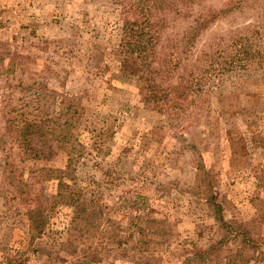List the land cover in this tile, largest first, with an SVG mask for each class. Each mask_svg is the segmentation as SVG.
<instances>
[{
	"label": "rangeland",
	"instance_id": "1",
	"mask_svg": "<svg viewBox=\"0 0 264 264\" xmlns=\"http://www.w3.org/2000/svg\"><path fill=\"white\" fill-rule=\"evenodd\" d=\"M230 2L199 0L188 16L170 14L157 34L156 60H166L170 72L156 82L184 78L199 91L179 109L146 104L149 75L127 72L120 42L125 20L136 15L120 0H0V264H85L83 252L97 242L74 241L73 207L49 211L39 237L28 229L35 195L56 196L47 170L67 164V182L99 199L116 225L140 213L171 224L172 240L151 249L160 259L154 264H184L192 248L223 235L211 202L228 222L253 228L247 254L264 252V26L256 24L262 53L250 59L233 46L255 20L252 10L233 9L190 32L201 13ZM183 36L187 51L178 44ZM69 103L76 114L64 128ZM53 116L60 117L47 136L53 155L23 154L14 138L19 121ZM239 241L229 239L222 253ZM140 259L114 249L93 264ZM248 264H264V257Z\"/></svg>",
	"mask_w": 264,
	"mask_h": 264
},
{
	"label": "trees",
	"instance_id": "2",
	"mask_svg": "<svg viewBox=\"0 0 264 264\" xmlns=\"http://www.w3.org/2000/svg\"><path fill=\"white\" fill-rule=\"evenodd\" d=\"M123 2V10H131L136 15V20H125L123 26V38L121 39L122 48L120 53L127 72L144 77L146 86L144 99L145 103L151 107L163 103L173 104L179 109H185L190 106L199 97L197 87L188 84L186 79L178 78L176 84H159L154 79L156 76L168 74L170 69L167 61L156 60L157 54L153 49L155 40L158 39L159 31L168 24V16H188L187 11L198 3L199 0H120ZM248 5L247 8L244 7ZM190 7V8H189ZM233 9L245 11L252 10L251 17H256L252 23H249L244 36L239 40V46H233L234 53L239 58H255L261 50V36L259 27L256 24L264 26V0H232L222 8L212 9L207 13L200 14L194 23L190 32L199 30L207 21H213L221 15H224ZM126 13V11H125ZM149 34H152L150 36ZM263 34V33H262ZM191 37L192 34H189ZM187 36L178 40L180 48L187 51ZM215 65L214 63H210ZM173 64V67H176ZM217 66V65H216ZM126 71V70H125ZM164 73V74H163ZM165 77V76H164ZM196 91H190L192 89ZM198 92V93H197ZM194 97V98H193ZM190 98V99H189ZM196 106V104H195ZM71 103L64 108L63 114L67 117L64 119L62 126L72 124L75 117L76 109L72 108ZM22 121V122H21ZM19 121L14 133L15 141L19 142V148L23 154L33 158L46 159L53 155L51 147L48 145L47 136L51 126L58 127L60 123L59 116L41 120ZM42 146V149L38 148ZM69 160L68 163H70ZM71 166L66 165L63 169H48L50 174L47 177L57 180L56 196L47 201L40 194L34 197V207L27 212L28 229L30 238H36L42 235L48 218V212L58 204H67L73 207L71 219V232L75 242H88L89 239L97 243L89 245L83 252L84 263H99L105 253L110 250L120 249L124 252H130L140 255L142 259L136 260L133 264H154L158 258H153L151 249L157 245L169 243L174 235V229L166 219H160L149 214H135L130 218L129 224L125 227L116 225L113 219L106 213V206L97 198H86L82 191L70 185L68 177ZM54 173V174H53ZM211 200V199H209ZM210 203V202H209ZM211 202V209L214 219L217 222L218 229L223 232L218 240L212 241L207 248H192L190 254H187L184 264H248L252 259L264 257V252L247 254L246 250L251 249L252 243L256 240L252 238V233L242 222H228L222 214V208L216 202ZM239 239L240 245L233 250L223 254L222 248L229 239Z\"/></svg>",
	"mask_w": 264,
	"mask_h": 264
}]
</instances>
